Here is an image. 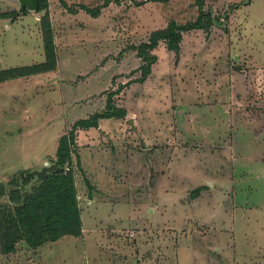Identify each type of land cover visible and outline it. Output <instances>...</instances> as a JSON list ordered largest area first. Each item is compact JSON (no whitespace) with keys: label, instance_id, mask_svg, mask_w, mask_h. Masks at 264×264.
<instances>
[{"label":"rangeland","instance_id":"1","mask_svg":"<svg viewBox=\"0 0 264 264\" xmlns=\"http://www.w3.org/2000/svg\"><path fill=\"white\" fill-rule=\"evenodd\" d=\"M205 4L223 20L184 31L179 51L161 39L140 81L132 45L195 19V0H113L98 16L49 0L59 72L0 81L7 192L21 171L53 163L61 131L103 109L108 93L127 115L76 132L82 233L19 240L5 263L264 264V0ZM11 10L21 12L0 16V68L43 61L45 10L0 0V13Z\"/></svg>","mask_w":264,"mask_h":264},{"label":"trees","instance_id":"2","mask_svg":"<svg viewBox=\"0 0 264 264\" xmlns=\"http://www.w3.org/2000/svg\"><path fill=\"white\" fill-rule=\"evenodd\" d=\"M38 1L37 11L45 10L40 18L45 60L28 65L0 68V81L41 75L57 70L58 54L54 27L48 9L49 0ZM60 1L71 12H77L79 8H83L91 15L98 16L102 8L113 0H104L97 5L79 3L77 6L69 4L66 0ZM195 2L198 5V15L195 19L186 22L171 19L165 27L152 30L147 40L132 45L143 59L138 80H146L151 73L153 63L157 60L152 50L161 39L167 41L169 49L179 51L184 31L194 28L208 30L214 24H218L220 19L223 20L222 16L216 15L209 7H206L205 0H195ZM26 11L27 8L23 10V12ZM18 12L21 11L11 10L0 13V16L11 15L15 18ZM114 92L108 93L103 109L78 118L66 132L60 135L54 162L61 166V169L52 170L46 178L35 179L33 183L26 179H21L19 184L16 179L12 181L14 185L6 193L8 201L0 202V246L3 253L14 251L19 240H24L29 247H40L46 242L56 241L63 236H78L82 233L80 203L72 168L74 154L77 163H81V156L76 148V132L84 127L98 126L101 118H121L127 115L126 107L114 101Z\"/></svg>","mask_w":264,"mask_h":264},{"label":"water","instance_id":"3","mask_svg":"<svg viewBox=\"0 0 264 264\" xmlns=\"http://www.w3.org/2000/svg\"><path fill=\"white\" fill-rule=\"evenodd\" d=\"M20 10L30 9L37 10L39 6L38 0H19ZM132 121V119H130ZM55 169H61V166L57 165L55 162L44 165L41 169H36L32 171H21L17 176V183H20L21 178L30 180L32 177L36 176L38 179L46 178L48 173ZM23 186V185H22ZM7 192L6 185L3 181H0V195H4Z\"/></svg>","mask_w":264,"mask_h":264},{"label":"crops","instance_id":"4","mask_svg":"<svg viewBox=\"0 0 264 264\" xmlns=\"http://www.w3.org/2000/svg\"><path fill=\"white\" fill-rule=\"evenodd\" d=\"M59 53V51H58V49H57V54ZM45 60V59H44ZM59 70H60V57H59V54H58V67H57V73L59 72ZM47 73V72H46ZM62 73V72H61ZM61 73L58 75V78H60L61 79V77H62V75H61ZM78 118H81L80 116H75V117H73L72 118V124L78 119ZM112 118V117H111ZM106 119H110V118H106ZM68 126H65V128H64V130H62L61 131V133L59 134V135H61V134H63L64 132H66V130H68L70 127H68ZM45 244V243H44ZM37 249H39V248H37ZM0 251H1V246H0ZM15 251V250H14ZM2 252V251H1ZM13 251L12 252H9V253H3L2 252V255H0L1 256V258H3V259H1V263H4V264H11V262H8V263H5V259L7 258V257H5V256H7V255H13ZM13 257V256H12Z\"/></svg>","mask_w":264,"mask_h":264}]
</instances>
